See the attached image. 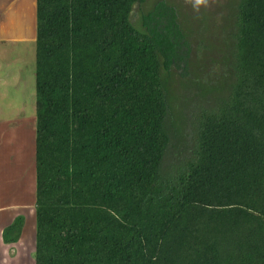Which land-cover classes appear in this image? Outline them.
<instances>
[{
	"label": "trees",
	"instance_id": "16d2710c",
	"mask_svg": "<svg viewBox=\"0 0 264 264\" xmlns=\"http://www.w3.org/2000/svg\"><path fill=\"white\" fill-rule=\"evenodd\" d=\"M35 3L33 264H264V0Z\"/></svg>",
	"mask_w": 264,
	"mask_h": 264
},
{
	"label": "rangeland",
	"instance_id": "374dc122",
	"mask_svg": "<svg viewBox=\"0 0 264 264\" xmlns=\"http://www.w3.org/2000/svg\"><path fill=\"white\" fill-rule=\"evenodd\" d=\"M175 4L177 3L182 9L183 13L187 16H195L191 18V23L195 29L198 28L199 22H207L209 20V15L207 12H213L214 9H218L217 6H222L225 4V0H208L207 5H200L198 8L194 5V0H173ZM221 14V13H220ZM222 15H225L222 13ZM212 29V27H209ZM216 31L215 29L211 30ZM35 53V44H10L9 42L0 43V56L2 61L0 62V125H2V131L7 130L13 131L15 136L18 132L25 128L28 132V137H30V143L27 145V149L30 151V155L34 153V137H33V127L35 126L34 122V111H35V95H34V54ZM195 55V52H193ZM209 57H213L210 55ZM210 61L205 65V74L202 76L204 82H210L214 80L213 76L221 74V68L217 63L213 64ZM196 62L195 64H197ZM198 67V64L196 68ZM195 68V69H196ZM213 77V78H212ZM178 79V78H177ZM8 86L5 88L2 85V82H7ZM225 82L217 81L215 85L222 87ZM12 84V85H11ZM15 84V85H14ZM182 84V97L190 99L193 91L191 88L192 84L181 82ZM178 91L176 96L180 95V87L178 86ZM195 93V92H194ZM178 107L187 106L185 115L188 117L197 103L194 101H177L175 102ZM178 129L181 131L183 139L190 141L191 129L189 125L184 122V119L178 120V124L175 125L176 131ZM27 135V133H25ZM5 137H9L8 132L4 134ZM13 138L4 141L6 144V151L11 150V152H17L16 140ZM16 142V143H15ZM32 143V145H31ZM189 143V142H188ZM1 146V145H0ZM177 149V148H176ZM174 148V150H176ZM173 150V151H174ZM8 158L2 157V172H0V202L4 203L16 202L20 199V194L18 193V187L14 181L13 174L18 175V159L13 158L9 161L10 165H7ZM32 164V163H31ZM33 165H30V173L32 172ZM13 189V195L9 196L8 188ZM32 191H29L30 194ZM32 194V193H31ZM30 197L24 196L23 203L17 206V210L13 215H20L24 218V234L23 239L27 241L26 244L20 243L18 249L21 248L24 251L23 253H16L14 259H16L15 264H33V251H34V196L29 195ZM27 199V200H26ZM28 202H26V201ZM30 201V202H29ZM23 231V230H22ZM24 248V249H23ZM29 249V250H28ZM17 252V251H16ZM13 255V254H11ZM18 255V257H16ZM14 262L12 261V263Z\"/></svg>",
	"mask_w": 264,
	"mask_h": 264
},
{
	"label": "crops",
	"instance_id": "0c3cea01",
	"mask_svg": "<svg viewBox=\"0 0 264 264\" xmlns=\"http://www.w3.org/2000/svg\"><path fill=\"white\" fill-rule=\"evenodd\" d=\"M35 12V0H0V43L2 44L4 42H9L10 44H35ZM1 58L2 57L0 56V62L2 61ZM8 84V81L2 82V85L5 88L8 86ZM5 129L6 131L3 132L2 125H0V172H2V157L8 158L7 165H10L9 161L11 159H18V175L13 174V177L16 183V187H18L20 199H18L19 201L16 202H6V200L4 201V203L0 202V264H10L12 263V261L15 264V254L19 252L23 253L26 250V248L24 251L22 250V248L21 251L20 248L18 249L20 243H27V241H24L23 239L24 229H22L23 231L21 233L19 241L16 244L12 245H5L2 243V231L4 228L9 226L17 216H20L13 215V213L17 210V206L23 203L24 196H34L35 175L33 154L30 155V151L27 149V145L30 143V137H28V132L24 128L20 130L15 136L13 131L7 130L6 127ZM6 132H8V134L10 135L9 137L4 136ZM25 133H27V135ZM13 136L15 138L14 140H16L17 142L15 143L19 145V148L17 147V152H11V150L6 151V144H4L3 142L13 138ZM30 165H33L31 173L29 169ZM13 189L14 188L9 187L8 190H6L9 196L13 195ZM29 191H32V194H29ZM16 257H18V255Z\"/></svg>",
	"mask_w": 264,
	"mask_h": 264
},
{
	"label": "clouds",
	"instance_id": "9594fccd",
	"mask_svg": "<svg viewBox=\"0 0 264 264\" xmlns=\"http://www.w3.org/2000/svg\"><path fill=\"white\" fill-rule=\"evenodd\" d=\"M208 0H194V5L198 8L200 5H207Z\"/></svg>",
	"mask_w": 264,
	"mask_h": 264
}]
</instances>
